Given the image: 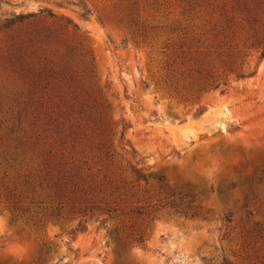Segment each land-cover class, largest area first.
I'll use <instances>...</instances> for the list:
<instances>
[{"label": "rangeland", "instance_id": "374dc122", "mask_svg": "<svg viewBox=\"0 0 264 264\" xmlns=\"http://www.w3.org/2000/svg\"><path fill=\"white\" fill-rule=\"evenodd\" d=\"M128 3L146 27L140 36L118 23L119 6ZM191 8L190 0H0V23L38 14L15 35L50 28L86 53L113 126L112 168L139 179L150 196L162 176L172 192L189 193L200 213L186 217L183 206L157 209L150 200L143 221L96 212L77 229V220L40 226L34 217L15 218L0 200V264H264V238L253 233L264 226V57L235 40L237 72L197 93L187 70L213 49ZM9 36L0 32L1 151L13 146L23 102L74 96L30 77L29 60L9 62ZM56 119L62 148L99 168L86 145L97 135L78 130L81 119ZM231 149L233 156L223 153Z\"/></svg>", "mask_w": 264, "mask_h": 264}, {"label": "trees", "instance_id": "16d2710c", "mask_svg": "<svg viewBox=\"0 0 264 264\" xmlns=\"http://www.w3.org/2000/svg\"><path fill=\"white\" fill-rule=\"evenodd\" d=\"M190 1L195 18L205 28L201 37L211 43L207 48L213 49L211 54L206 52L203 59L196 60L194 67L187 70L186 80H192L189 85L197 88V93L217 88L220 78L237 72L239 53L233 54L230 45L235 40L246 50H259L260 57H264V0ZM119 7L118 23L140 36L146 27L139 19L137 4ZM37 15L12 14L0 23V32L11 33L7 60L19 64L29 60L26 66L30 77L38 82L44 79L54 91L63 86L74 96L64 100L22 103L24 107L17 118L18 130L11 140L13 146L0 150V200L5 208L15 218H37L34 225L77 220V229L82 228L86 217L96 212L119 220L128 217L142 220L143 205L150 200L155 202L153 208L177 212L183 206L181 214L198 217L197 209L191 208L194 198L189 193L169 190L162 176L154 178L156 189L150 191L153 193L150 196L148 191L140 190L139 179L128 180L120 169L112 168L110 136L113 126L102 95L98 87L95 88L86 53L81 54L77 46L63 41L61 34L50 28L14 34V28ZM220 50L224 52L218 53ZM174 78H169V83ZM31 108L33 110L29 112ZM57 117L66 121L81 119L83 124H77V129L84 130L85 135H97L99 142L93 145L94 140H91L86 145L92 146L89 151L97 154L99 168L93 171L88 161H81L62 148L66 137L55 125ZM143 181L147 184V179L143 178ZM229 217H225L227 222ZM253 233L264 238V226L261 228L256 224ZM138 237L137 242L141 243L142 236Z\"/></svg>", "mask_w": 264, "mask_h": 264}, {"label": "water", "instance_id": "95a60500", "mask_svg": "<svg viewBox=\"0 0 264 264\" xmlns=\"http://www.w3.org/2000/svg\"><path fill=\"white\" fill-rule=\"evenodd\" d=\"M223 153L228 155V156H233L234 155V150L231 149V150H223Z\"/></svg>", "mask_w": 264, "mask_h": 264}]
</instances>
